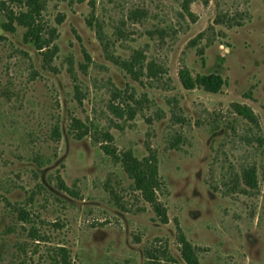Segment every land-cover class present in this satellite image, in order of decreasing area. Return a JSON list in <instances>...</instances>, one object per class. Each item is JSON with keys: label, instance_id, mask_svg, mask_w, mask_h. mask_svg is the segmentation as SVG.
<instances>
[{"label": "rangeland", "instance_id": "374dc122", "mask_svg": "<svg viewBox=\"0 0 264 264\" xmlns=\"http://www.w3.org/2000/svg\"><path fill=\"white\" fill-rule=\"evenodd\" d=\"M20 1L0 0V264H264V0H40L46 61L1 28ZM126 156L155 162L164 222Z\"/></svg>", "mask_w": 264, "mask_h": 264}, {"label": "trees", "instance_id": "16d2710c", "mask_svg": "<svg viewBox=\"0 0 264 264\" xmlns=\"http://www.w3.org/2000/svg\"><path fill=\"white\" fill-rule=\"evenodd\" d=\"M40 0H21L18 4L20 6V11L13 13L12 10L7 12L8 22L2 24L1 28L4 31L12 32L14 28L12 23H15L25 29L24 41L31 43L38 51L43 52V60H49L52 54V49L48 48L49 43L51 42V36L54 33V30L48 31L50 38H45L44 28L40 20L41 5ZM179 78L183 86L186 88H193L195 86L202 87L205 91L210 93L218 92L224 81L218 75H197L192 78L189 73L185 70L179 71ZM237 111L240 115L251 119V112L245 110L244 108H237ZM128 163L125 162L126 171L133 176L135 179L138 189L141 191V195L144 200L148 202L157 215H162V221L164 222L163 211L160 209V206L155 198V191L159 187L157 180V172L155 168V162L151 160H144L142 163L137 162L134 159H131L129 156ZM243 182L250 188L255 187V176L252 169H248L243 174ZM61 257L63 262H66V253L61 248ZM185 254V252L183 251ZM185 259L187 257L185 256ZM151 264H156L151 262Z\"/></svg>", "mask_w": 264, "mask_h": 264}]
</instances>
